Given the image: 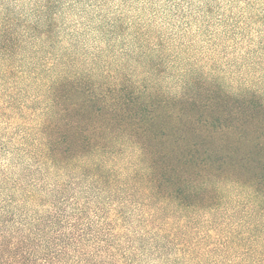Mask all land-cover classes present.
I'll return each instance as SVG.
<instances>
[{"label": "trees", "instance_id": "1", "mask_svg": "<svg viewBox=\"0 0 264 264\" xmlns=\"http://www.w3.org/2000/svg\"><path fill=\"white\" fill-rule=\"evenodd\" d=\"M53 5L28 53L0 17V264H264V95L195 73L168 93L159 37L79 65Z\"/></svg>", "mask_w": 264, "mask_h": 264}, {"label": "rangeland", "instance_id": "2", "mask_svg": "<svg viewBox=\"0 0 264 264\" xmlns=\"http://www.w3.org/2000/svg\"><path fill=\"white\" fill-rule=\"evenodd\" d=\"M53 2L50 11L58 14L52 28L56 36L50 47L75 52L79 65L99 54L108 59L109 71L114 73L116 64L124 63L127 51L139 46L152 47L150 39L159 37L173 44L164 57V65L175 74L173 80L162 81L168 93H179L183 81L195 73L218 80L232 95L249 92L264 95V59L250 53L259 43H264V0ZM44 5L45 0H0V17L11 15L12 30L20 33L26 53L43 49L42 41L30 35L41 37L44 33L43 27L35 24L36 16L45 14L42 13ZM116 15L126 25L121 38L100 30L103 21H111ZM135 28L143 33V40L139 42L130 39ZM22 30L29 35L22 34ZM144 38L148 43L145 44ZM99 57L96 67L101 68ZM7 142L8 146L13 144Z\"/></svg>", "mask_w": 264, "mask_h": 264}]
</instances>
